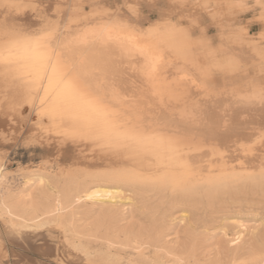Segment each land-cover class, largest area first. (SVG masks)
I'll return each mask as SVG.
<instances>
[{"label":"snow or ice","instance_id":"obj_1","mask_svg":"<svg viewBox=\"0 0 264 264\" xmlns=\"http://www.w3.org/2000/svg\"><path fill=\"white\" fill-rule=\"evenodd\" d=\"M15 7L16 0H0V8ZM72 7L90 10L70 13L58 6L40 28H14L0 40V75L15 84L20 103L41 127L91 142L112 159L107 176L121 184L178 191L264 178V78L235 81L248 67L258 66L264 77V27L249 37L246 27L226 31L217 24L208 36L207 21L186 12L184 0L161 6L147 27L143 0ZM191 7L213 20L225 9L233 16L251 12L248 23L264 26V0H205ZM100 50L137 61V94L120 88L115 66L95 54ZM249 156L259 157V172H238L236 164L243 168ZM51 223L61 227L59 220ZM39 224L47 228L49 221ZM70 246L87 257L79 244ZM229 264H264V248L241 245Z\"/></svg>","mask_w":264,"mask_h":264},{"label":"bare ground","instance_id":"obj_2","mask_svg":"<svg viewBox=\"0 0 264 264\" xmlns=\"http://www.w3.org/2000/svg\"><path fill=\"white\" fill-rule=\"evenodd\" d=\"M16 2L19 7L0 8V40L13 35L14 28H40L47 23L42 18L55 16L58 6L70 13L84 12L90 9L72 6H87L94 0ZM173 2L143 0L142 25L147 27L158 18L161 6ZM184 2L190 5L186 12L207 21L208 36L217 33V24L226 31L246 27L249 37H258L264 27L259 22L248 23L251 12L233 16L225 9L213 20L205 10L191 7L205 0ZM253 25L258 26L256 31H250ZM95 54L115 66L117 83L124 92L138 93L141 78L136 60L122 58L117 50ZM173 71L168 69L169 74ZM244 78L259 81L264 77L257 66L246 68L235 81ZM17 91L10 79L0 75V136L13 144L22 141L41 147L50 155L71 157L66 163L41 159L10 172L5 156L0 155V264H229L231 254L241 245L257 251L264 248L261 176H242L226 188L198 185L178 191L115 182L107 176L114 167L107 154L91 142L49 133L36 122L35 112L20 103ZM243 159V168L236 164L238 172H259V157ZM246 217H252V225L245 222ZM42 218L49 221L47 228L40 226ZM55 220L61 227L51 223ZM217 230L221 238L212 248ZM70 243L79 244L87 257Z\"/></svg>","mask_w":264,"mask_h":264},{"label":"rangeland","instance_id":"obj_3","mask_svg":"<svg viewBox=\"0 0 264 264\" xmlns=\"http://www.w3.org/2000/svg\"><path fill=\"white\" fill-rule=\"evenodd\" d=\"M251 28H250V31H256L258 29V26L253 25ZM0 155L5 156L6 168L10 172H14L18 168L25 166V165L36 164L37 162L41 161V159L42 160L47 159L49 161H52V163H54V161L57 159L58 162L66 163L69 161L71 157V155H59V156L50 155V153L45 151L43 148L37 147L34 145H25L22 143V141H19L18 143L13 144L11 141L8 140V138L4 139L1 136H0ZM15 184L16 186L18 185L17 183ZM251 218L252 217H246V219L244 220L245 222L247 221L246 222L247 224L252 225L253 224L252 222L254 221ZM214 234H215L214 235L215 237L213 236L214 239L212 238L211 240V242H213L211 246L212 248L216 245L215 242H217L221 238V233L219 230H217V232ZM47 238L50 241L55 240L54 237H53L54 239L51 237H47ZM211 252H213V249Z\"/></svg>","mask_w":264,"mask_h":264}]
</instances>
